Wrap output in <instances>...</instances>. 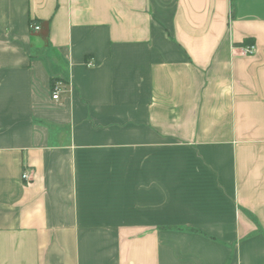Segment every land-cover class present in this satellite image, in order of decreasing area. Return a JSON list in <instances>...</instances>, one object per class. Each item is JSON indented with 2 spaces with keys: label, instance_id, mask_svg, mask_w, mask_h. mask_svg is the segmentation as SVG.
I'll return each instance as SVG.
<instances>
[{
  "label": "crops",
  "instance_id": "0c3cea01",
  "mask_svg": "<svg viewBox=\"0 0 264 264\" xmlns=\"http://www.w3.org/2000/svg\"><path fill=\"white\" fill-rule=\"evenodd\" d=\"M0 264H264V0H0Z\"/></svg>",
  "mask_w": 264,
  "mask_h": 264
},
{
  "label": "built area",
  "instance_id": "2783aa9c",
  "mask_svg": "<svg viewBox=\"0 0 264 264\" xmlns=\"http://www.w3.org/2000/svg\"><path fill=\"white\" fill-rule=\"evenodd\" d=\"M35 29H38L39 26H35ZM256 50L255 44H251V45H246L242 48V53H253ZM52 98L53 99H58L60 96V92L63 90L62 89V84L59 83H54L52 88ZM31 170L30 169H25L23 171L22 177H24L26 180H30L31 179Z\"/></svg>",
  "mask_w": 264,
  "mask_h": 264
},
{
  "label": "rangeland",
  "instance_id": "374dc122",
  "mask_svg": "<svg viewBox=\"0 0 264 264\" xmlns=\"http://www.w3.org/2000/svg\"><path fill=\"white\" fill-rule=\"evenodd\" d=\"M248 45H251V44H248ZM244 46H246V45H244ZM243 46V47H244ZM255 47H256V45H255ZM256 52V50L253 52V53H245V54H254ZM244 54V53H243Z\"/></svg>",
  "mask_w": 264,
  "mask_h": 264
},
{
  "label": "trees",
  "instance_id": "16d2710c",
  "mask_svg": "<svg viewBox=\"0 0 264 264\" xmlns=\"http://www.w3.org/2000/svg\"><path fill=\"white\" fill-rule=\"evenodd\" d=\"M54 84V83H53ZM53 84H52V86H53Z\"/></svg>",
  "mask_w": 264,
  "mask_h": 264
}]
</instances>
